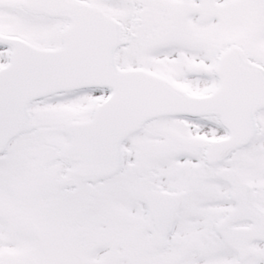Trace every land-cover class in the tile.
<instances>
[{
    "label": "rangeland",
    "instance_id": "rangeland-1",
    "mask_svg": "<svg viewBox=\"0 0 264 264\" xmlns=\"http://www.w3.org/2000/svg\"><path fill=\"white\" fill-rule=\"evenodd\" d=\"M1 1L0 29L41 44L54 41L56 22L49 26L43 20L31 21L15 5L19 0ZM89 1L127 23L129 2ZM143 1L154 8L144 17H156L147 33L140 30L134 44L119 53L121 68H144L166 77L187 95L200 97L217 89L214 70L219 55L231 47L264 67V0ZM172 5L182 17L176 24L175 39L153 41L154 33L166 32V22L160 18L165 19ZM5 61L0 57V64ZM108 96V90H86L53 96L31 108L28 128L0 157V264H83V257L96 260L100 253L105 257L106 249H115L109 264H168L157 258H167L172 247L153 244L146 234L148 215L139 197L140 186L191 191L176 239L195 246L182 264H238V254L216 231L229 189L211 175L218 168L211 172L203 166L201 150L209 136L199 137L198 128L192 129L191 123L183 126L179 119H162L125 141L131 165L112 179L64 181L67 168L74 166L61 156L70 140L67 125L91 118ZM258 121L256 142L239 151L230 167L248 182L264 187V112ZM202 124L210 126L209 135L220 128L213 118ZM176 167L181 168L180 178L172 180L169 172ZM71 184L76 186L72 189ZM105 208L109 209L107 216ZM104 220L112 230L111 243L104 245L97 238L89 255L71 248L88 241L78 233V222L93 236L103 230ZM67 231L68 244L64 240ZM247 264H264V245L254 247V258Z\"/></svg>",
    "mask_w": 264,
    "mask_h": 264
},
{
    "label": "water",
    "instance_id": "water-1",
    "mask_svg": "<svg viewBox=\"0 0 264 264\" xmlns=\"http://www.w3.org/2000/svg\"><path fill=\"white\" fill-rule=\"evenodd\" d=\"M26 4L67 17L71 23L63 31L64 46L59 50H39L23 41H8L15 49L10 64L0 70V154L25 131L33 102L88 88H109L112 94L97 107L92 121L67 126L71 142L62 156L79 164L76 172L82 177L119 173L123 168V141L163 117L221 116L231 138L213 145L206 154L209 164L251 143L256 134V116L264 109V71L246 63L238 49H229L219 58L215 71L221 82L218 90L207 97L192 98L155 75L120 70L116 62L122 43L120 26L100 9L66 0H26ZM220 177L225 179L223 174ZM183 197H143L159 239L165 240L173 233L184 206ZM229 220L219 226L223 236ZM254 222L256 226L249 232L237 230L228 238L242 256L250 244L264 241V219L258 217Z\"/></svg>",
    "mask_w": 264,
    "mask_h": 264
},
{
    "label": "flooded vegetation",
    "instance_id": "flooded-vegetation-1",
    "mask_svg": "<svg viewBox=\"0 0 264 264\" xmlns=\"http://www.w3.org/2000/svg\"><path fill=\"white\" fill-rule=\"evenodd\" d=\"M69 1H72L75 3H80V4H85V5H94L92 3V1H89V0H86V1H84V0H69ZM105 2L106 3H118V4H121L124 2H129L131 4V13H127V16H128L126 18L127 23H124V20H122V19L120 20V22L122 24V39H123L124 48H126V47L129 48L134 44L135 40H137V38L139 36L138 33L140 30L147 33L150 30L149 27H151L152 19H154L156 17V16L154 18L144 17L145 12L150 11L149 8H152L153 10H154V8L152 6H150L148 8V6L145 4V2L143 0H123V1H105ZM15 5H17L18 9H20V11L24 15H26L31 21H35L37 19L43 20V21L50 23V24H48L49 26H52L51 24L53 22H56L55 24H57V27H58L56 30V33L55 34L51 33V34H54L53 35L54 41L51 43L49 42L48 44H41V43L31 41L27 36L22 35L18 32L7 31L4 29H0V37L23 39V40H25V41H27V42H29V43L37 46V47L45 48V49H57L63 45L62 31H63L64 27L68 24L67 19H64V17L51 16L45 12L34 11L31 9H28L24 6V0H19L17 4L15 3ZM176 7H175V5H172L171 10L165 14V19H163L162 17L160 18L161 21L166 22V25H165L166 32H164V31L158 32L157 31L156 33H154L155 37H154L153 41L165 40L166 42H169V41H172L175 39L176 24L179 21V19H182L181 16L176 14ZM105 12L107 14H109L107 11H105ZM109 15H111V14H109ZM111 16H113V15H111ZM159 16L160 15H158V17ZM0 48L2 49V52L0 53V57H3V58H6V56H8L10 51L12 50V47L8 46V45H0ZM4 65H5V62L0 64V67H2ZM210 144H211V142L206 141L205 146L201 150L202 151V157H204V153L208 150V148L210 147ZM225 163H228V161H226ZM130 165H131V158L127 162L126 167L129 168ZM230 165L231 164H228L226 166L224 165L222 168L223 169H232V170L237 171L236 168H232V167H230ZM204 166L209 171H212L214 168L217 167V166L208 167L206 164H204ZM215 175H216V173H215ZM68 181H70V182L83 181V182L88 183V182H91V179H81L79 176H76L73 172H71L70 176H68L65 179V182H68ZM245 183L246 182L242 180L241 185H244ZM75 186H76V184L75 185L71 184L72 189ZM226 187H227V189H229L230 197H225V200H226L225 217L229 214L230 211L234 210L239 204L238 201L233 200V198L231 197V192L234 191V189H232V187H230L229 185H226ZM164 188L165 187H155L154 188V187H150V186L142 188L140 186V189L138 190L139 197H141V194L143 192H145L149 189H152L154 191H159V190L163 191ZM248 189L251 192V197H249V198L251 199L252 204L264 212V187H252V186H250V187H248ZM68 191H70V189ZM172 191L177 192V191H175V189ZM187 193H188L187 199L190 200L191 199L190 191H187ZM236 199L241 201L242 199H246V197H236ZM187 204H188V202H187ZM186 208H187V206H186ZM108 210H109L108 208L104 209V213L106 216L108 214H110ZM103 224H104L103 230L99 233H97L95 231L93 233V236L88 235L86 228L81 226L82 228H80L79 232L81 234H83L84 237H87V239H88V241H84L78 247L79 249L83 250L84 255L90 254V250L92 249L91 244L98 241L97 238H100V240L102 239L104 245H106L107 242L111 243V241H112L111 240L112 230L109 226V223H106L105 220H104ZM251 225H252L251 223H242L240 225H236V227H250ZM145 229H146V234H151V236L153 238L155 231H154V227L152 226V222L149 220V218H147V221L145 223ZM154 244H156L158 246L171 245L173 250L169 252V255H167V258L172 254H178L180 257L183 258V260L186 259L187 254L190 251H192L194 249V246H195L193 243H180L177 241L176 238H172L170 241H167L164 243H158L155 241ZM256 245H262V243H259ZM101 249H103V248H101ZM105 251H106L105 257H100L101 256V253H100L98 255V259H96V260L90 259L89 257H83L82 261H84L87 264H109L113 259V255H115V249H106ZM252 255H253V253H252ZM157 259L162 261V262L166 261V258L164 255H160Z\"/></svg>",
    "mask_w": 264,
    "mask_h": 264
}]
</instances>
